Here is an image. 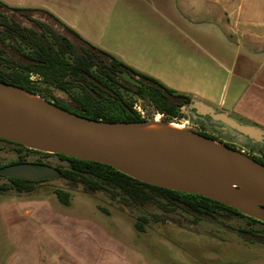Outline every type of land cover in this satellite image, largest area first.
<instances>
[{"label":"trees","instance_id":"16d2710c","mask_svg":"<svg viewBox=\"0 0 264 264\" xmlns=\"http://www.w3.org/2000/svg\"><path fill=\"white\" fill-rule=\"evenodd\" d=\"M0 83L35 94L76 116L111 124H141L149 120L136 109L138 102L147 103L154 113L166 118L165 122H180L187 118L183 108L194 102L93 46L50 13L13 8L1 2ZM52 90L67 94L69 99L54 96ZM0 142L14 146L19 153L55 157L63 162L65 166L53 168L60 171L59 179L65 180L71 190L82 188L86 194L103 193L129 209L154 207L159 213L138 216L135 223L138 232L144 233L152 222H168L169 214L178 210L193 216L195 222L218 223L225 213L246 218L250 228L237 232L252 243L264 244V230L255 228L264 227V223L216 201L145 184L101 163L35 151L3 139ZM23 163L29 162L20 154L17 161L0 169ZM34 163L50 166L42 160ZM1 178L8 183L0 182V195L32 193L36 185L52 181L32 182L0 175ZM54 194L61 204L71 205L70 191L57 189Z\"/></svg>","mask_w":264,"mask_h":264},{"label":"crops","instance_id":"0c3cea01","mask_svg":"<svg viewBox=\"0 0 264 264\" xmlns=\"http://www.w3.org/2000/svg\"><path fill=\"white\" fill-rule=\"evenodd\" d=\"M0 2L46 11L167 88L264 129V0ZM5 200L18 210L26 199ZM15 248L0 245V264H38L33 247Z\"/></svg>","mask_w":264,"mask_h":264},{"label":"rangeland","instance_id":"374dc122","mask_svg":"<svg viewBox=\"0 0 264 264\" xmlns=\"http://www.w3.org/2000/svg\"><path fill=\"white\" fill-rule=\"evenodd\" d=\"M53 95L69 99L58 91ZM138 108L150 118L147 121L166 120L145 102H138ZM178 123L191 134L198 130L189 118ZM20 154L29 163L42 160L52 167L65 166L55 157L19 153L0 142V166L17 161ZM0 182L8 183L4 178ZM57 189L70 191V206L60 203L54 194ZM19 196L26 200L17 205L20 209H12L5 198ZM154 213H159L154 207L129 209L103 193L71 190L65 180L56 179L36 185L32 193L0 195V245L33 247L38 264H264V244L252 243L237 232L250 228L244 217L224 213L218 223L195 222L193 216L178 210L169 214L168 222H152L144 233L138 232V216ZM255 228L264 230L261 225Z\"/></svg>","mask_w":264,"mask_h":264},{"label":"water","instance_id":"95a60500","mask_svg":"<svg viewBox=\"0 0 264 264\" xmlns=\"http://www.w3.org/2000/svg\"><path fill=\"white\" fill-rule=\"evenodd\" d=\"M3 86L9 85L0 83V117L17 133H0V139L35 151L108 165L142 183L200 195L264 223V165L248 156L192 134L205 149L228 160L244 176L224 186L209 185L122 150L99 135L101 132L109 133L140 125L138 123L97 122L61 109L72 116L63 117L27 103L6 91ZM191 109L196 111L197 116H209L213 121L251 140H263L264 131L261 129L242 125L225 113H216L215 109L201 101H194ZM0 175L36 182L59 179L60 171L44 164L23 163L1 168ZM251 182L258 186L255 193L249 196L235 194L243 185Z\"/></svg>","mask_w":264,"mask_h":264},{"label":"bare ground","instance_id":"6f19581e","mask_svg":"<svg viewBox=\"0 0 264 264\" xmlns=\"http://www.w3.org/2000/svg\"><path fill=\"white\" fill-rule=\"evenodd\" d=\"M3 88L38 108L72 118L67 112L35 94L13 86ZM0 133L17 132L0 117ZM99 135L122 150L202 183L224 186L229 181L244 177L228 160L205 149L198 139L185 130L182 123L161 122L156 118L130 128L109 133L101 132ZM257 188V184L251 182L243 185L235 194L249 196L255 193Z\"/></svg>","mask_w":264,"mask_h":264},{"label":"flooded vegetation","instance_id":"af4514ba","mask_svg":"<svg viewBox=\"0 0 264 264\" xmlns=\"http://www.w3.org/2000/svg\"><path fill=\"white\" fill-rule=\"evenodd\" d=\"M191 105L183 108L182 112L198 128V130H195L192 134L213 140L224 147H227L233 151H238L244 156H248V158L264 165V137L261 142L251 140L248 137L231 130L222 123L213 121L209 116H197L196 111L191 109ZM212 108L215 109L214 107ZM215 111L216 113H223L217 109H215ZM229 117L242 125L253 126L264 131V129L257 127L256 125L245 123L233 118L232 116Z\"/></svg>","mask_w":264,"mask_h":264},{"label":"built area","instance_id":"2783aa9c","mask_svg":"<svg viewBox=\"0 0 264 264\" xmlns=\"http://www.w3.org/2000/svg\"><path fill=\"white\" fill-rule=\"evenodd\" d=\"M136 109L142 114V112L140 111V108H138V104L136 105Z\"/></svg>","mask_w":264,"mask_h":264}]
</instances>
